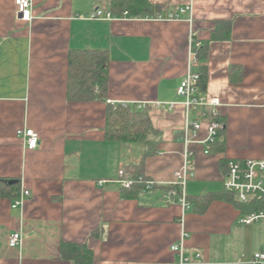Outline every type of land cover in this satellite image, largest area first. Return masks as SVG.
Returning <instances> with one entry per match:
<instances>
[{
	"label": "crops",
	"instance_id": "0c3cea01",
	"mask_svg": "<svg viewBox=\"0 0 264 264\" xmlns=\"http://www.w3.org/2000/svg\"><path fill=\"white\" fill-rule=\"evenodd\" d=\"M149 1L165 15L187 4L191 13L91 19L95 9L109 12V0H30L31 20L22 22L15 0H0V179L29 193L14 209L15 198L0 197V264H75L62 258L63 243L85 246L89 264H172L169 248L183 232L187 256L199 253L204 264L247 261L264 249V225L243 226L230 203L196 214L167 205L160 189L122 196L118 172L141 161L144 145L106 140L107 104L147 109L160 140L144 175L169 186L187 165L189 197L222 192L227 163L257 160L264 146V0ZM218 21L228 22L229 38L213 41ZM192 41L197 66H190ZM74 51L105 52L103 100L67 98ZM201 68V92L218 99L223 128L208 154L204 129L183 143L186 113L176 94L187 70ZM28 129L38 137L34 150L18 136ZM15 230L21 245L10 248Z\"/></svg>",
	"mask_w": 264,
	"mask_h": 264
},
{
	"label": "trees",
	"instance_id": "16d2710c",
	"mask_svg": "<svg viewBox=\"0 0 264 264\" xmlns=\"http://www.w3.org/2000/svg\"><path fill=\"white\" fill-rule=\"evenodd\" d=\"M108 11L114 17H119L124 12L129 17L165 15L160 5L152 4L149 0H109ZM229 34L228 22L218 21L211 40H225L229 38ZM199 50L200 48L197 49V54L200 53ZM106 63L107 56L104 51L72 52L68 58L67 98L70 101L78 102L103 100L106 91ZM202 69L198 71L200 91L205 86V73ZM222 130L223 128L219 131L218 136ZM104 132L106 140L110 142H140L144 145L141 161L138 164H129L123 169L124 177L128 178L131 184L128 187H121L122 196L124 198L137 196L145 190V182L149 180L144 175V161L156 153L160 132L152 127L147 109L121 104H107ZM9 182L15 183L10 184ZM170 188L173 186L154 185L152 190L160 189L162 193ZM19 192V182L0 179V197L14 199L18 197ZM215 201L230 203L243 215L264 209L262 203H241L234 193L225 190L202 196H186V202L196 214H203ZM60 252L62 258L71 260L75 264H89L91 261V253L85 246L63 243L60 246Z\"/></svg>",
	"mask_w": 264,
	"mask_h": 264
},
{
	"label": "built area",
	"instance_id": "2783aa9c",
	"mask_svg": "<svg viewBox=\"0 0 264 264\" xmlns=\"http://www.w3.org/2000/svg\"><path fill=\"white\" fill-rule=\"evenodd\" d=\"M31 2L30 0H15V13L17 18L22 22H29L31 20ZM191 4L179 7L172 13L166 15H158L154 17L157 20H179L185 14L191 13ZM124 12L120 17L126 16ZM114 16L110 12H105L100 9H95L90 14L91 19L102 18L106 20L112 19ZM199 44L191 42V61L190 66H197L199 58L194 51L198 48ZM200 75L197 72L187 70L185 77L179 83L176 94L183 102L186 122L182 129L181 139L185 145L196 142L198 134L204 129L205 137L200 143L205 147V154L209 152V146L217 140L218 133L222 128V123L218 119L217 108L219 107V101L216 98H210L199 90ZM164 105V104H160ZM165 106L171 110L174 106L173 103L166 104ZM138 109H143V105H138ZM192 113L193 118H189L188 114ZM21 137L26 148L34 150L38 145L37 134L31 130H25L18 133ZM187 163V162H186ZM186 166H184L183 172L175 173L177 183L171 184L173 188H170L161 193L163 201L167 205H180L184 210L189 209V204L186 202V195L184 193V181L186 175H192L187 172ZM118 183L122 187H128L131 181L124 177V171L118 172ZM105 183L103 180H99L98 184ZM155 184L148 180L145 182V191H151ZM223 190L232 192L236 195L239 202L248 203H262L264 204V146L261 150V157L257 160H233L227 163V172L223 180ZM29 196L27 190H21L18 197L13 200L11 208H17L21 206L24 200ZM243 225H251L254 223H264V209L259 211L250 212L240 220ZM188 238V234L183 232L178 241L170 246V251L174 255L172 264H204L202 257L199 253H195L193 257L187 256L185 252L184 242ZM21 245V233L19 230H15L10 233L8 237V246L10 248H17ZM234 264H264V249L255 252L250 256L249 260L241 261Z\"/></svg>",
	"mask_w": 264,
	"mask_h": 264
},
{
	"label": "rangeland",
	"instance_id": "374dc122",
	"mask_svg": "<svg viewBox=\"0 0 264 264\" xmlns=\"http://www.w3.org/2000/svg\"><path fill=\"white\" fill-rule=\"evenodd\" d=\"M261 226V225H264L263 223H254V224H251V225H249V226ZM243 226H247V225H243Z\"/></svg>",
	"mask_w": 264,
	"mask_h": 264
},
{
	"label": "water",
	"instance_id": "95a60500",
	"mask_svg": "<svg viewBox=\"0 0 264 264\" xmlns=\"http://www.w3.org/2000/svg\"><path fill=\"white\" fill-rule=\"evenodd\" d=\"M10 184H12V183H15V182H9Z\"/></svg>",
	"mask_w": 264,
	"mask_h": 264
}]
</instances>
